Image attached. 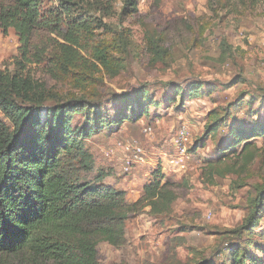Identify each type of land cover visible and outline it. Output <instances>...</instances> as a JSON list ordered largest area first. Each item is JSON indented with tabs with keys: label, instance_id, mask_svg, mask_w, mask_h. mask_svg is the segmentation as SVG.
Listing matches in <instances>:
<instances>
[{
	"label": "rangeland",
	"instance_id": "rangeland-1",
	"mask_svg": "<svg viewBox=\"0 0 264 264\" xmlns=\"http://www.w3.org/2000/svg\"><path fill=\"white\" fill-rule=\"evenodd\" d=\"M11 3L0 0L5 6ZM75 3L71 16L88 19L98 44L123 35L128 43L122 52L124 69L118 73L109 75L93 59L102 71L97 74L99 100H90L112 118L137 107L139 93L149 105L141 118L104 127L84 140L94 155V168L82 172L83 178L92 180L103 171L104 184L125 190L129 204L138 203L127 223L126 245L99 242L100 264H239L241 259L264 264V203L249 222L255 199L264 192V137L254 140L259 150L247 165L242 146L227 147L232 127L264 122V0ZM43 10L60 11V0H43ZM63 18L68 30L70 17ZM56 39L39 34L35 43L38 50H47L45 60L24 64L26 72L58 91L61 99L68 97L71 86L48 66ZM153 39L163 52L159 57L152 53ZM21 46L14 29L0 28V70L17 71ZM86 122L79 113L73 123ZM216 124L215 135L209 133L208 127ZM183 125L189 131L187 155L177 144ZM129 145L142 149L143 161L127 170ZM228 167L234 171L211 178L213 168ZM157 168L178 196L172 214L164 217L150 215V207L141 201Z\"/></svg>",
	"mask_w": 264,
	"mask_h": 264
},
{
	"label": "trees",
	"instance_id": "trees-1",
	"mask_svg": "<svg viewBox=\"0 0 264 264\" xmlns=\"http://www.w3.org/2000/svg\"><path fill=\"white\" fill-rule=\"evenodd\" d=\"M76 4L60 0L58 12L43 10V0L0 4V28L14 29L22 43L17 71L0 70V264H100V241L116 248L127 243V223L138 203L129 204L125 190L104 184L103 171L92 180L83 178L82 172L94 168V155L84 140L104 127L141 118L149 113V105L139 93L137 107L112 118L90 100H99L97 74L102 71L93 59L109 75L118 73L124 69L122 52H127L128 43L123 35L119 41L98 44L88 19L71 16ZM62 14L70 17L68 30ZM43 33L57 38L48 66L52 75L71 86L67 98L60 99L58 91L25 71L27 61L45 60L47 50H38L35 43ZM151 43L152 53L162 55L156 39ZM50 101L54 104L46 106ZM79 113L87 122L74 125ZM217 126H209V133L215 135ZM230 135L228 149L242 146L247 165L259 150L254 140L264 137V122L234 126ZM233 171L213 168L211 178ZM164 179L157 168L144 185L141 201L155 217L171 215L178 197L175 185ZM255 203L249 222L261 211L263 191ZM239 264H246L245 259Z\"/></svg>",
	"mask_w": 264,
	"mask_h": 264
},
{
	"label": "built area",
	"instance_id": "built-area-1",
	"mask_svg": "<svg viewBox=\"0 0 264 264\" xmlns=\"http://www.w3.org/2000/svg\"><path fill=\"white\" fill-rule=\"evenodd\" d=\"M178 149L180 150L181 154L187 155L188 149H187V142L189 141V131L185 125L180 127L179 133H178ZM126 151L129 153L128 159L126 161L125 168L127 170L131 169L134 164L140 163L143 161V157L141 155L142 149L138 146H132L129 145L126 147Z\"/></svg>",
	"mask_w": 264,
	"mask_h": 264
}]
</instances>
